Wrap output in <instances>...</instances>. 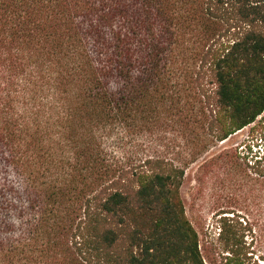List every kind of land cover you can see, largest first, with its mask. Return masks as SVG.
Instances as JSON below:
<instances>
[{"label": "trees", "instance_id": "16d2710c", "mask_svg": "<svg viewBox=\"0 0 264 264\" xmlns=\"http://www.w3.org/2000/svg\"><path fill=\"white\" fill-rule=\"evenodd\" d=\"M263 113L264 0H0V145L18 123L35 155L11 154L28 214L0 264H207L186 169ZM167 128L198 148L152 152ZM224 221L225 264H259Z\"/></svg>", "mask_w": 264, "mask_h": 264}, {"label": "rangeland", "instance_id": "374dc122", "mask_svg": "<svg viewBox=\"0 0 264 264\" xmlns=\"http://www.w3.org/2000/svg\"><path fill=\"white\" fill-rule=\"evenodd\" d=\"M2 118L6 115L1 114ZM1 127L5 126L0 120ZM12 128V125H11ZM15 132L10 135L14 149L0 145V239L16 238L22 229V211H26L29 186L25 176L11 160V154L27 167L35 155L33 147L24 145ZM200 131L199 133H201ZM152 152H160L166 158L181 160L184 149L198 148L199 139L183 129H163L151 136ZM141 152L135 143L127 149L128 159ZM191 164L183 179L181 194L187 217L199 234L201 250L207 264H225L220 251L219 232L224 217L235 228H252L246 234L251 244L253 261L264 264V180L256 170L264 161V113L252 124L237 131L228 139L216 142ZM31 189L33 187H30ZM5 202L9 204L5 209ZM4 208V209H1ZM224 221V222H226ZM248 225L246 226V224ZM252 237L254 241L252 242Z\"/></svg>", "mask_w": 264, "mask_h": 264}]
</instances>
